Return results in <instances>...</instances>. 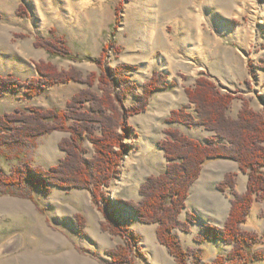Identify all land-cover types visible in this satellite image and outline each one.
<instances>
[{"label": "rangeland", "instance_id": "1", "mask_svg": "<svg viewBox=\"0 0 264 264\" xmlns=\"http://www.w3.org/2000/svg\"><path fill=\"white\" fill-rule=\"evenodd\" d=\"M54 37L66 39L73 58L51 57L45 48L36 46ZM112 44L105 66L112 70L114 83H118L117 67L135 68L125 74L137 86V93L123 100L119 106L123 112L138 103L137 95L143 93L154 71L166 76L167 87L151 96L145 111L124 115L135 134L125 141L131 148L121 161L120 173L104 187L105 201L112 202L105 208L107 213L88 189L28 188L36 202L0 195V264H112L109 251L125 245L132 248V264H178L158 239L159 225L142 223L127 203H139L143 198L140 189L149 177L166 173L168 161L162 144L168 140V129H179L205 145L213 138L224 140L201 125L169 123L172 111L187 107L197 114L186 88L205 77L221 94L234 96L228 116L237 118L245 103L264 115V0H0V77L14 75L28 84L42 77L38 63H52L60 71L76 69L85 78L97 75L93 89L102 94L98 79L103 70L97 60ZM86 88L87 84L72 81L45 87L35 97L26 94V87L7 90L0 96V115L30 108L69 111V102ZM69 137L62 131L40 137L29 156L31 165L45 169L58 165L66 157L60 143ZM84 148V156L92 158V142L86 139ZM28 152V147L15 151L0 147L1 171L10 176L23 163L18 155ZM128 158L132 162L126 166ZM231 173L237 174L236 191L245 193L249 176L228 159L207 161L191 186L179 219L184 222L195 214L196 221L191 232L174 231L190 251L188 264H210L233 250V245L221 239L197 241L209 225L224 228L223 217L230 214L235 196L230 188L222 191L220 185ZM116 223L129 226L140 242L134 244L108 228ZM241 227L257 234L254 252H264V199L255 202ZM15 239L20 246L6 252ZM250 264H264V258Z\"/></svg>", "mask_w": 264, "mask_h": 264}, {"label": "trees", "instance_id": "2", "mask_svg": "<svg viewBox=\"0 0 264 264\" xmlns=\"http://www.w3.org/2000/svg\"><path fill=\"white\" fill-rule=\"evenodd\" d=\"M117 9L120 13L122 4ZM36 46L45 48L51 57L73 58V51L64 37L40 40ZM112 46H106L97 60L103 70L98 79V88L102 94L93 89L97 75L91 74L85 78L76 69L60 71L52 63H38L36 68L42 77L34 78L28 84L14 75L0 77V96L7 90L26 87V94L35 97L45 87L72 81L89 86L73 97L69 102V111L30 108L0 115V147L11 151L28 147L29 151L23 156L18 155L23 163L17 165L10 176H6L0 169V195L18 196L36 202L27 191L28 188L37 187L45 191H49L51 186L88 189L92 192L94 202L107 213L105 208L112 202L105 201L104 187L111 185L120 173L121 161L131 148L125 141L132 138L134 133V129L125 122L124 115L145 111L151 96L167 87L166 76L154 71L152 78L145 83L143 93L137 95L138 103L123 112L119 108L123 106V100L130 93H137V86L125 74L135 68L117 67L114 73L118 83L115 84V79L110 78L112 70L105 66ZM261 67L264 69V63ZM117 87L120 89L115 92ZM186 92L190 102L195 104L197 114L190 112L187 107L173 110L168 122L204 126L224 142L213 138L210 144L205 145L179 129H168V140L162 144L168 161L166 173L149 177L140 189L142 200L139 203L128 202L127 205L135 210L142 223L158 224L160 243L169 249L178 264H188L190 251L183 248L174 231L180 229L191 232L196 221L195 214H189L188 220L184 222L179 219L186 207L191 186L200 177L207 161H236L241 171L249 176L247 191L238 193L237 174H228L220 189L225 191L230 188L235 199L232 200L226 224L223 229L211 225L205 227L197 241L221 239L226 245H233L230 254L218 255L210 264H250L255 259L264 258L263 251L254 252L258 243L257 234L248 233L241 227L250 216L255 202L259 198L264 199V115L250 109L245 103L237 118L228 116L234 96L221 94L215 83L205 77L199 78L193 88H186ZM86 105L90 109L85 108ZM55 131L70 134L69 138H64L60 143L66 157L50 169L32 166L29 156L37 141ZM86 139L94 146L92 158L84 156ZM108 228L129 237L134 244L141 240L137 234L129 232V226L116 223V227ZM131 251L132 248L126 245L109 251L112 264H132ZM137 252L140 254V250Z\"/></svg>", "mask_w": 264, "mask_h": 264}, {"label": "bare ground", "instance_id": "3", "mask_svg": "<svg viewBox=\"0 0 264 264\" xmlns=\"http://www.w3.org/2000/svg\"><path fill=\"white\" fill-rule=\"evenodd\" d=\"M132 162V160L130 158H128L125 162V165H129ZM121 180V179H120ZM123 179L121 180L122 183ZM20 246V240L19 239H15L14 241H12L8 246H6V252L10 253L13 252L14 250H16L18 247Z\"/></svg>", "mask_w": 264, "mask_h": 264}, {"label": "crops", "instance_id": "4", "mask_svg": "<svg viewBox=\"0 0 264 264\" xmlns=\"http://www.w3.org/2000/svg\"><path fill=\"white\" fill-rule=\"evenodd\" d=\"M228 216H229V212H228L227 214L224 215L223 220H222V221H223V222H222V225H224V224L226 223ZM155 232H156V228H155ZM13 241H14V240H13Z\"/></svg>", "mask_w": 264, "mask_h": 264}]
</instances>
